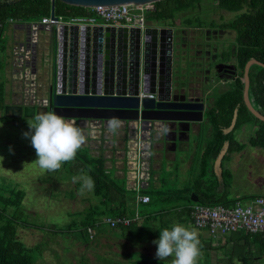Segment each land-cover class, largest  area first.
Masks as SVG:
<instances>
[{"label":"rangeland","instance_id":"374dc122","mask_svg":"<svg viewBox=\"0 0 264 264\" xmlns=\"http://www.w3.org/2000/svg\"><path fill=\"white\" fill-rule=\"evenodd\" d=\"M231 17L232 12L221 10L215 2L202 0L194 7L175 12L171 19L157 20V23L169 26L204 27L210 20L214 21L216 25L217 22L229 20ZM154 23L156 21L153 16L146 17V24ZM10 26L5 23L0 35V64L4 63L7 58L6 51L11 40L8 33ZM200 27L195 28L193 34L187 29L188 33L186 32V34H181L179 31L175 33L174 69L176 76L174 75V77L178 78L182 73L183 66L179 64L182 49L186 50V54H191L189 51L195 48L196 43H200L201 48L209 51L210 59L208 61L198 58L203 54L201 53L194 57L197 60H192V64L190 65L189 62L186 67V76L190 77V82L200 83L202 99L207 92L205 97L207 112L212 105V102H209L211 94L222 91L227 86L226 83L214 84L215 80L231 77L221 74L219 76L217 73H213L211 67V60L218 56L217 48L218 46L220 48L222 40L224 41L222 38H229V33L218 37L214 34L213 29L205 32ZM182 42H185L186 48H182ZM46 59L47 42L44 39L38 48V68L42 63L47 62ZM189 69L191 71L188 76ZM198 69L201 70L197 71ZM201 77L203 80H200ZM1 103L3 107V105L12 102ZM2 109H0V125H2L0 126V197L9 196L10 190H20L22 199L18 206H4L0 202V212L13 220L15 236L24 246L32 247L38 244L37 248L33 249L34 264H138L136 260H141V264H170L171 257L164 261L155 258L157 246L152 241L159 237L158 228L160 230L171 228L175 223L195 229L201 240H209L204 229L195 228L188 220L181 221L183 217L180 214L181 205H175L169 212L160 215L158 211L163 207V204L156 201L137 206L141 217L129 228L135 233L131 236L142 237L139 244H131V241L122 237L121 230L105 225L98 229L93 239L86 243L81 242L77 223L81 218V212L96 198L92 196L91 191L85 190L83 194H80L78 190L81 184L79 182L73 184L71 178L86 174L85 170L79 168L73 161L68 162V167L62 164L61 168L54 172L41 170L34 162L36 159L35 150L31 147L29 140L22 137V133L28 130L27 121L31 120L33 116L9 117ZM202 131L201 142L199 139L194 140L195 148L190 146V138L187 151L186 149L183 151L176 149L173 152L162 147L161 139L156 137L157 129H151V151L160 153V157L152 158V173L156 178L151 179L149 183L160 189L180 187L184 183L190 186L197 172L201 154H199L197 144L199 145L200 142V146H204V142L210 134L205 115ZM251 134L252 128L247 126L233 130L234 138L238 142H244L245 146L241 152L226 153L221 161L222 167L228 168L230 171V179L226 186L218 187L225 200L233 198L234 193L242 196L245 194L264 196V148L251 146L247 143ZM125 138L126 131L123 132L121 139ZM154 142L158 144L155 148ZM9 146L12 147V152L9 151ZM213 169L219 171L216 160L212 163ZM212 176L210 172L206 175L210 180ZM240 200L244 201L245 199ZM177 207L180 208L177 209ZM153 214L157 217L150 219L144 225V229H141L142 217ZM70 221H74L76 227H67ZM237 243L241 245L240 248L246 247L242 241ZM250 245L251 249H255L253 244ZM210 253L209 249L201 251L197 264H213L214 261L209 259ZM257 264H264V259Z\"/></svg>","mask_w":264,"mask_h":264},{"label":"water","instance_id":"95a60500","mask_svg":"<svg viewBox=\"0 0 264 264\" xmlns=\"http://www.w3.org/2000/svg\"><path fill=\"white\" fill-rule=\"evenodd\" d=\"M60 1L90 7L99 4L158 0ZM49 16L55 17L53 0H50ZM171 31L169 27L146 28L141 55L137 33H134L133 29H129L128 34L126 29L112 26L85 25L79 30L76 25L68 28L62 26L59 36L60 60L57 69L59 79L53 80L49 77L48 80L47 96L50 111L63 117L83 120L113 118L131 120L139 115L143 120L157 122V125H162L168 131H172L171 128L174 126L180 131H186L189 123L202 120L203 102H186L182 94L170 95ZM163 34H165L164 38ZM54 36L51 26L48 31L49 67L52 61ZM252 62L264 68V64L255 59L250 58L245 61L242 71L241 99L247 111L264 122V115L256 110L247 97V69ZM155 81H157L155 98L139 99L136 95L138 90L154 92ZM58 86L59 89H56ZM3 109L4 113L9 111V114L14 116H32L34 112L32 106L19 107L12 104L4 105ZM166 133L164 139L172 141V137H168ZM225 148L222 146L219 149L215 158L217 162L225 152ZM190 200L196 201V197L191 194Z\"/></svg>","mask_w":264,"mask_h":264},{"label":"trees","instance_id":"16d2710c","mask_svg":"<svg viewBox=\"0 0 264 264\" xmlns=\"http://www.w3.org/2000/svg\"><path fill=\"white\" fill-rule=\"evenodd\" d=\"M202 0H158L155 2V9L147 16H153L157 20L171 19L173 14L177 11L194 7ZM216 3L217 7L226 11H235L246 0H210ZM264 10V0H259ZM50 0H11L0 1V35L2 28L8 20L27 21L31 19H38L43 15L49 14ZM87 8L78 5L66 4L60 0H53L54 15L68 17L71 15L86 14ZM247 14H242L239 19L246 20ZM228 27H235V19L229 20L225 23ZM247 23L241 24L240 27L246 28ZM245 32V31H244ZM246 34V33H245ZM245 47H247L245 45ZM245 55L238 57L240 69L243 63L249 57L246 48ZM242 83L237 78L232 82L231 86L219 93L213 94L214 102H212L209 110H205L204 115L206 122L209 125L210 136L205 141L204 149L200 154L197 164V172L193 177L190 186L184 183L180 187L160 189L149 183L144 186L141 191L149 196L150 202H160L163 207L158 211L162 213L169 212L175 205H181L180 214H182L181 221L190 219L187 216L186 205L190 204L191 194L196 197V202L202 204L215 203H232L235 199L225 200L224 195L218 190V187L226 186L230 179V171L228 168L222 167L221 161L224 159L226 153L238 151L245 145L244 142H238L233 135V130L239 129L242 126L252 128V134L249 135L247 143L251 146L264 148V122L255 118L247 111L241 100ZM248 100L251 102L256 110L264 115V70L258 69L254 83H250L247 90ZM2 89L0 87V109L2 108ZM225 146V152L221 156L218 166V178L213 174L212 163L216 158L219 149ZM75 164L85 170L86 174L94 181V189L91 191L92 196L96 198L93 203H90L82 212L81 218L78 221V233L80 241L88 242L85 227L92 224L97 218L102 215H123L132 212V190L125 186L123 178L115 177L111 173L105 172L103 168V160L101 157L91 155L87 148L81 147L76 154L74 160ZM68 167V162L63 163ZM210 172L213 176L211 180L206 177ZM206 177V178H205ZM162 181V180H161ZM250 196L238 197L237 199H246ZM22 199L20 190H10L9 196L0 197V202L4 206H18ZM159 215V216H160ZM156 215L143 216V222L140 226L144 229V225L150 219L156 218ZM136 222V221H135ZM192 225V223H191ZM130 225L116 226L122 231V237L131 241V244H139L142 237L131 236L134 231L130 229ZM67 227H76L74 221H70ZM112 228V229H113ZM158 232L160 228L157 229ZM98 231V230H97ZM95 236V235H94ZM240 238L242 244H253L258 250L259 254L264 250V235L261 234H246L241 233ZM38 244L32 247L24 246L15 236V225L13 220L0 212V264H34L35 257L33 249L37 248ZM201 251H206L208 247H200ZM141 264V260H136Z\"/></svg>","mask_w":264,"mask_h":264},{"label":"built area","instance_id":"2783aa9c","mask_svg":"<svg viewBox=\"0 0 264 264\" xmlns=\"http://www.w3.org/2000/svg\"><path fill=\"white\" fill-rule=\"evenodd\" d=\"M155 2L99 4L86 7L87 12L83 15L68 17L54 15L53 18L48 14L38 19L19 21L22 24L24 36L21 41L16 42L11 48V75L17 82V94L11 104L19 107L32 106L34 108L33 115L41 111H50L47 96L48 82L44 85L39 79L37 61L41 34H44L47 42L46 60L49 64L48 31L51 26L55 36L48 80L49 77L58 80L59 73H57V69L61 48L59 36L62 26L68 28L76 25L78 30L85 25L112 26L126 29L128 34L129 29H133L134 33H137L140 54L142 55L145 29L148 27H165L156 23L146 24V17L154 11ZM12 21L18 20H8V22ZM164 36L165 34H163V38ZM161 66L163 68V61ZM56 89H59V86ZM42 90L45 91V94L42 93ZM156 90L157 81H155L154 92H142L139 89L136 95L139 99L141 97L155 98ZM9 113L7 111L5 115L9 117L23 116H14ZM64 118L75 121L76 125L82 128L87 138L83 147L87 148L91 155L102 158L105 172L123 178L125 186L133 192L132 212L116 216H100L92 224L85 227L88 239H93L102 225L109 228L119 225L127 226L140 219L141 215L137 210V206L146 204L149 201V196L143 193L141 189L148 185L151 179L156 178L152 173L151 129H158L157 122L143 120L139 115L136 119L131 120L118 119L122 124L119 129L120 132L112 135L107 130L109 120ZM124 131H126V138L121 139ZM186 212L192 225L195 228L204 229L212 240L218 241V238L237 231L246 234L264 235V196L262 195H253L244 201L236 199L232 203H215L211 205L192 201L186 205Z\"/></svg>","mask_w":264,"mask_h":264},{"label":"flooded vegetation","instance_id":"af4514ba","mask_svg":"<svg viewBox=\"0 0 264 264\" xmlns=\"http://www.w3.org/2000/svg\"><path fill=\"white\" fill-rule=\"evenodd\" d=\"M261 9H262V6L259 0H246L235 11H229V12H232V17L229 20L235 19L236 21V25L233 28L225 25V23L228 22L229 20H225L223 22H217L216 25L214 24V21L210 20L207 23V25H204V27L186 26V25L185 26H175V25L169 26V25L159 24L156 21L157 25L169 27L172 30L171 31V52H170V77H169L170 95L173 93H176L178 95L182 94L184 95V101L186 100V102H203L202 120L199 122L189 123L186 131H180L177 126L172 127L171 128L172 131H168L167 129L165 131L162 125L160 126L157 125L158 129L156 132V137L161 139L162 147L165 150H172L174 152L176 149L179 151H183L184 149H186L187 151L188 149L187 144L189 143L190 138H191L190 146L195 148L196 144L194 140L199 139L201 142V139H202V134H203L202 123L204 122V112L206 110L205 97H206L207 92L203 95V99H202V97H200L201 96V91H200V86H199L200 83L190 82V77L187 78L186 76V73H187L186 67L189 64L190 65L192 64L191 62L192 60H197V58H194V57L201 53L203 54H201V56H199L198 58L208 61L210 59L209 54H208L209 51L206 50L205 48H201L202 45L200 43H196L194 45L195 48L189 51L191 54H186V50L182 49L181 51L182 56L179 62V64L183 66L181 68L182 73L178 78L174 77V75L176 76L175 69H174L175 33L179 31L181 34H186V32L188 31L191 34H193L195 33V28L197 29L198 27L203 28L205 32L213 29L214 34H216L218 37L229 33V38L223 36L224 38L222 39H224V41L222 40L220 48L219 46L217 48L218 56L214 58L213 60H211L212 61L211 67L214 71L213 73H217L219 76L220 74L224 76H231L225 79H216L214 82V84H217V83L225 84L226 83L227 86L222 90L224 91L228 89L231 86L232 82H234L235 79L237 78L242 83V71H243V65L245 62L243 63L242 68L240 69L239 63H238V57L245 55L244 48H246L249 53V57L246 60L251 58V59H255L258 62H261L264 64V10H261ZM242 14H247L248 18L246 20L239 19ZM244 23H247L246 28L240 27L241 24H244ZM245 45L247 47H245ZM181 46L182 48H186L185 42H182ZM259 68H262L264 70L263 67H261L260 65L256 63L252 62L249 64L248 69H247L248 86L250 83H254L256 74ZM200 70L201 69H198L197 71H200ZM190 71L191 70L189 69L188 76H189ZM200 80H203V77H201ZM184 84L185 86H183ZM222 91H219V92H222ZM213 94H216V93L211 94L209 102H214ZM249 102H255V101L249 99ZM181 126H184V125H181ZM165 133L167 134L168 137H172L173 140L172 141L165 140L164 139ZM200 142H199V145L197 144L199 154L201 153L202 149H204V146H205V142H204V146H200L201 145ZM158 154H159L158 157H160V153Z\"/></svg>","mask_w":264,"mask_h":264},{"label":"clouds","instance_id":"9594fccd","mask_svg":"<svg viewBox=\"0 0 264 264\" xmlns=\"http://www.w3.org/2000/svg\"><path fill=\"white\" fill-rule=\"evenodd\" d=\"M27 124L28 130L22 133V137L28 139L35 150L36 165L47 172L57 171L63 163L74 160L77 151L86 143L82 128L54 111L36 113ZM121 126V122L115 118L107 122V130L112 135H116ZM9 151H13L11 146ZM71 179L73 184H81L78 190L80 194L94 189L93 179L86 174ZM152 243L157 246L155 258L164 261L171 257L170 264H197L201 255L197 231L180 223L160 230L159 237Z\"/></svg>","mask_w":264,"mask_h":264},{"label":"crops","instance_id":"0c3cea01","mask_svg":"<svg viewBox=\"0 0 264 264\" xmlns=\"http://www.w3.org/2000/svg\"><path fill=\"white\" fill-rule=\"evenodd\" d=\"M8 24L11 25L10 29L8 30L11 40L9 41V45L6 51L7 58L4 60V63L0 64V70H1L0 87L2 89V102H12V100L15 98L17 94V82L12 78L11 75V65H10L11 48L16 42L21 41L24 36L23 33L24 31L21 22L12 21V22H8ZM44 39H45V35L41 34V43L43 42ZM48 65H49L48 61L47 62L45 61L38 68V77L44 83V85L47 84L48 82V76H49ZM43 92L45 94L44 90H42V93ZM118 132H120V130H118ZM153 146L155 148V146H157V142H154ZM243 148L238 150L237 152H241ZM152 155L154 158V157H158L159 154L156 152H152ZM213 171H214L213 172L214 176L218 178V172L215 171L214 169ZM253 195H259V194H245L244 196H253ZM238 197H243V196L238 193H234L233 198L230 199H235V198L237 199ZM241 233L242 232H238V231L232 232L227 236L224 237L222 236L223 238L221 237L219 241L212 240L209 236H208L209 237L208 241L201 240V237H199L200 246L209 248V250L211 251L209 255V259L211 261H214L213 264H257L258 262L264 259V250L262 254H259L256 248L251 249L250 244H247L245 248L243 246L242 248H240L239 246L241 245L240 244L238 245L237 242L242 241V239L240 238ZM206 235H208L207 232ZM252 252H255V254H252Z\"/></svg>","mask_w":264,"mask_h":264}]
</instances>
